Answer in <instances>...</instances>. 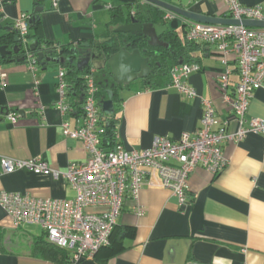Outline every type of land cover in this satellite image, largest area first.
Listing matches in <instances>:
<instances>
[{"label": "crops", "instance_id": "crops-1", "mask_svg": "<svg viewBox=\"0 0 264 264\" xmlns=\"http://www.w3.org/2000/svg\"><path fill=\"white\" fill-rule=\"evenodd\" d=\"M53 1L0 2V35L10 33L22 14L34 15L37 8H43L38 13L39 26L30 30L32 40L38 35L61 48L73 49L103 36L111 21L112 6L122 7L126 13L128 8L132 13L139 9L145 18L150 17V4L141 0H60L57 8ZM164 1L200 15L228 17L221 0ZM239 1L264 9V0ZM186 23L177 16L167 24L183 44H187ZM193 58L192 63L201 71L190 75L189 85L213 102L219 121L216 130L224 124H228L227 129L233 127L234 117L221 85L227 75L226 94L234 97L240 79L235 57L219 53L216 46L202 45ZM104 62L102 57L90 68L99 84L111 79V69ZM63 67L49 62L39 65L35 75L28 64L12 61L1 67L8 78L5 86L0 84V192L60 200L76 196L62 178L27 170L5 174L1 166L4 158H42L51 167L66 171L70 164L87 160L84 144L63 135V122L74 127L80 114L77 98L70 101L69 114L63 115L56 107L57 76ZM34 77L40 83V101L46 108L44 119L38 112H30L35 105ZM117 95V141L129 151L150 148L158 136L178 140L184 132L201 127L200 99H186L171 86L150 88L137 81L120 88ZM20 107L26 108L25 114H20L14 124L7 113ZM249 116L264 120V80L250 102ZM224 155L228 164L219 175L196 169L189 182V203L184 206L154 174L152 184L142 189L138 200L127 197L112 250H102L95 259L78 264H264V136L249 134L238 143H227ZM139 208L144 210L143 216H138ZM31 227L39 226L16 229L0 206V264H56L35 255V242L45 239V232L40 227L41 234L36 235Z\"/></svg>", "mask_w": 264, "mask_h": 264}, {"label": "built area", "instance_id": "built-area-1", "mask_svg": "<svg viewBox=\"0 0 264 264\" xmlns=\"http://www.w3.org/2000/svg\"><path fill=\"white\" fill-rule=\"evenodd\" d=\"M5 0H0L4 2ZM217 1V0H205ZM225 3L228 17L235 20L264 21V9L245 6L239 0H221ZM60 0H54L58 7ZM177 16L168 13L167 22ZM30 16L22 14L15 28L25 45L30 31ZM186 40L199 45L216 46L219 53L232 54L238 65L239 82L234 97L226 94L228 77L222 79L224 99L232 111L233 127L228 124L215 129L219 121L212 101L201 97L189 85L191 74L201 71L197 64H179L170 68L169 86L186 99H200L203 109L201 127L195 132H184L178 140L158 136L150 148L129 151L122 143L114 150L102 149L100 127L101 109L98 104L100 85L95 71L86 76V90L81 114L74 127L63 122L65 138L80 140L87 152V160L72 163L66 171L51 167L42 158L30 160L2 159L5 174L27 170L36 175L64 179L75 191L73 199H43L28 194L0 192V206L12 218L14 227L39 226L45 232V240L70 254L69 264L93 260L104 248L111 245V238L118 226L128 196L138 200L146 185L152 184L157 174L161 186L171 191L179 205L189 203V182L197 168L201 167L214 176L222 173L228 164L224 155L227 143H238L249 134L264 136V120L249 116L250 102L254 93L263 86L264 80V29L243 25H208L192 21L186 23ZM33 73L38 70L36 59L28 56L27 63ZM7 72L0 70V84L5 86ZM66 72L61 69L57 76L56 107L63 114L71 112L67 103ZM32 89L35 105L30 112H38L45 118V106L40 101L39 81L34 77ZM18 110L9 111L8 118L15 124L20 118ZM138 216L145 214L142 208ZM188 264H198L189 262Z\"/></svg>", "mask_w": 264, "mask_h": 264}, {"label": "trees", "instance_id": "trees-1", "mask_svg": "<svg viewBox=\"0 0 264 264\" xmlns=\"http://www.w3.org/2000/svg\"><path fill=\"white\" fill-rule=\"evenodd\" d=\"M149 6L150 17L147 18H145L142 10L138 9L134 12L135 15H132V11L131 9L129 10V8L127 9L126 13L124 9H122V7L112 6L110 8L111 21L108 24L105 33L102 37L92 41L91 45L92 49H96V53L99 56L102 55L105 58L104 63L106 65L108 59L114 53L120 51L121 48L125 47V45L131 43L132 45L129 48L130 51L139 49L144 57L150 58V74L143 80L144 82H142L145 85L147 84V86H149L150 88L168 87L171 83L170 68L174 65L179 64H193V53L198 50V48H202V45L189 42H187V44H183L178 38L177 33L175 31H171L170 29L162 37L163 42L168 43L169 47H151L148 45V39L145 36L140 37L131 34H121L115 32V29L117 27L126 22H130V19L132 17H135L143 22H153L160 25H167V21L164 20L167 11L151 4ZM29 16L30 30L33 28L37 29L41 21L39 14L35 12L34 15ZM11 29L12 30H10V33H8L7 35H0V47L5 46L8 51L12 52L10 55H6V57H3L0 52V69L3 65L12 61L18 62L20 64H27L28 56L36 59L37 67L39 65L45 66L47 63H49V61H47V59H44L43 64L39 63L37 60L38 53L44 51H53V55H47V58H59L65 60V62L61 64L65 66L63 67V70H65L66 72L65 79L67 83V103H70L72 98L73 100L77 98V100L79 99L78 102L76 101L77 106H81L85 97L86 76L89 74L90 68L95 63L91 64L83 71H80L76 64L68 62V59H74V48H61L59 45L48 42L38 35H35L33 37L35 38V40H32L30 31L29 35L27 36L28 43L25 45L15 28V24H13V28ZM16 37H19V42H15ZM34 43H37V46L33 51L31 49V45H33ZM80 46L81 44H79L78 46L79 52L89 53V49L81 48ZM16 48L19 50L18 54H15L13 52ZM101 68H103L102 65L97 69L99 70ZM118 89L120 88H117V86L114 87V96ZM107 90V87H104V85H100V92L98 96L99 105L103 100L109 99ZM114 101L116 104V99ZM70 106L72 107V104ZM114 117L115 113L113 115H104L101 109L100 127L103 131V133L101 134V141L102 149L105 151H112L119 144V142L117 141L116 132L117 122ZM117 230L118 226L113 232L111 245L102 250H112L114 246V239L118 232ZM34 253L35 255H38L39 257L48 261H52L56 264H69L70 254L63 249H60L48 243L45 239H40L39 241L35 242Z\"/></svg>", "mask_w": 264, "mask_h": 264}, {"label": "water", "instance_id": "water-1", "mask_svg": "<svg viewBox=\"0 0 264 264\" xmlns=\"http://www.w3.org/2000/svg\"><path fill=\"white\" fill-rule=\"evenodd\" d=\"M148 4L162 8L168 12H171L178 17L184 18L188 21L208 24V25H243L248 28L254 29H264V21H253V20H235L225 17H210L205 15H200L184 8L178 7L173 3H169L164 0H141ZM43 11V8H37L36 13ZM38 19V18H37ZM130 22H126L115 29L116 33L121 34H131L135 36H145L148 39V45L151 47H169L168 43L163 42L162 37L169 30L168 25H160L153 22L141 23L139 19L132 17ZM10 30H12L10 28ZM19 37L15 38V42H19ZM131 43L125 45L120 51L114 53L108 59V65L111 69V79L101 82V85L107 87L109 99L103 100L100 103L102 113L104 115H113L115 112V101L113 89L116 86H126L132 84L138 80H142L148 77L150 71V58L144 57L139 49L129 50ZM37 43L31 45V49L34 51ZM81 48L89 49V53L82 56L83 52H79L78 47L74 48V59H68V62L77 65L80 71L89 67L92 63H97L99 55L96 53V49H92L91 43L81 44ZM0 52L3 57L10 55L12 52L8 51L5 46L0 47ZM15 54L19 53L16 48L13 51ZM47 55H53V51L39 52L37 55V60L39 63L43 64L44 59L55 64L64 63L65 60L59 58H47ZM92 62V63H91ZM112 80V82L110 81ZM111 82V83H110ZM20 114H25V111H20Z\"/></svg>", "mask_w": 264, "mask_h": 264}, {"label": "rangeland", "instance_id": "rangeland-1", "mask_svg": "<svg viewBox=\"0 0 264 264\" xmlns=\"http://www.w3.org/2000/svg\"><path fill=\"white\" fill-rule=\"evenodd\" d=\"M168 13H171V12H168L167 11V13H166V15L168 14ZM173 14V13H172ZM132 15H135V13L133 12L132 13ZM165 15V16H166ZM175 15V14H174ZM177 16V15H176ZM186 20V19H185ZM95 50V49H94ZM99 57V59H98V61H100V59L103 57L102 55H100V56H98ZM99 83V82H98ZM99 85H101V84H99ZM29 229H33L34 231H35V233H36V235H40L41 234V230H40V227H31V228H29Z\"/></svg>", "mask_w": 264, "mask_h": 264}, {"label": "flooded vegetation", "instance_id": "flooded-vegetation-1", "mask_svg": "<svg viewBox=\"0 0 264 264\" xmlns=\"http://www.w3.org/2000/svg\"><path fill=\"white\" fill-rule=\"evenodd\" d=\"M164 20H165V17H164ZM166 21V20H165ZM140 22L141 23H146V22H143V21H141L140 20ZM167 23H169V22H167ZM79 45H76L74 48H76V47H78ZM87 53H83V54H81L82 56H84V55H86ZM149 74H150V71H149ZM144 79H142V80H138V81H143ZM137 82V81H136ZM144 82V81H143ZM135 83V82H134ZM123 86H117V88H122ZM119 90V89H118ZM118 92V91H117ZM117 92H116V94H115V96H114V100L116 99H118V95H117ZM99 107H100V105H99Z\"/></svg>", "mask_w": 264, "mask_h": 264}]
</instances>
